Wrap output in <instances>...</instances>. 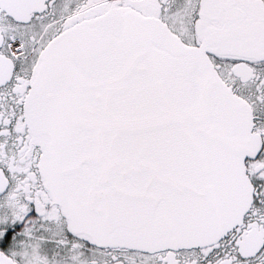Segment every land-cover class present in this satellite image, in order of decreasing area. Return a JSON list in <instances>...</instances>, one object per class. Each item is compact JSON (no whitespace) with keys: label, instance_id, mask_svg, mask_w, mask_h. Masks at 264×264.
Returning a JSON list of instances; mask_svg holds the SVG:
<instances>
[{"label":"snow or ice","instance_id":"6c2138e0","mask_svg":"<svg viewBox=\"0 0 264 264\" xmlns=\"http://www.w3.org/2000/svg\"><path fill=\"white\" fill-rule=\"evenodd\" d=\"M0 264H264V0H0Z\"/></svg>","mask_w":264,"mask_h":264}]
</instances>
